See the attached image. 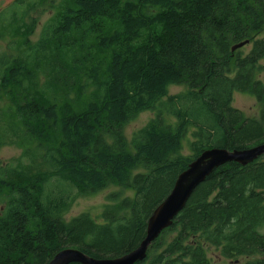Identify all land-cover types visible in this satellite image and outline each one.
Wrapping results in <instances>:
<instances>
[{
  "label": "trees",
  "instance_id": "16d2710c",
  "mask_svg": "<svg viewBox=\"0 0 264 264\" xmlns=\"http://www.w3.org/2000/svg\"><path fill=\"white\" fill-rule=\"evenodd\" d=\"M35 2L15 0L0 15V38L24 40L18 55L0 52L12 100L0 148H24L0 167V264H49L66 248L131 253L202 152L264 144V0H60L32 44L37 22L25 18ZM247 40L248 53L232 50ZM173 85L185 90L171 94ZM236 91L257 96L258 117L232 105ZM147 111L154 117L129 139L126 126ZM112 184L134 197L116 193L117 204L65 220L75 191ZM211 248L264 264V155L217 167L136 264H213Z\"/></svg>",
  "mask_w": 264,
  "mask_h": 264
},
{
  "label": "rangeland",
  "instance_id": "374dc122",
  "mask_svg": "<svg viewBox=\"0 0 264 264\" xmlns=\"http://www.w3.org/2000/svg\"><path fill=\"white\" fill-rule=\"evenodd\" d=\"M14 1L15 0H0V15ZM59 1L60 0H36L34 4L36 7L28 12L27 18H25V25L31 24V19H35L37 22L34 33L29 36L32 44L36 43L41 38L43 28L51 19L52 15H54L57 11ZM2 24L3 23L0 19V28ZM251 45L252 44L245 45L241 50L244 53H248L251 49ZM23 47L24 40L20 34H16L15 36L5 34V36L0 38V52L5 50L13 55H18L19 51ZM259 66H261V70L258 72V78L264 84V60L260 61ZM6 90L7 89L0 86V113L9 109L12 105L10 94ZM184 90L185 87L183 85H173L170 87L169 91L171 94H178ZM232 100V105L240 109L245 117L259 116L261 104L255 94L236 91L233 94ZM153 117L154 113L152 111H147L142 113L136 120L129 123L125 128L127 137L130 139L134 132L147 124ZM192 140H194L192 136H189V139L186 138L184 140L182 150V154L184 156L193 155V151L190 146ZM23 152L24 148L18 144L3 145L0 148V167L17 160ZM120 192L122 193V197L132 198L135 195V190L133 188H123L117 184H112L103 191L94 194H77L75 191V195L71 198L69 205L62 212L63 217L66 221H69L82 213L97 214L103 211L106 206L117 204L114 194ZM208 255L211 257L213 264H237L241 262L245 263L247 260L245 257L237 260L224 258L215 248H211Z\"/></svg>",
  "mask_w": 264,
  "mask_h": 264
},
{
  "label": "water",
  "instance_id": "95a60500",
  "mask_svg": "<svg viewBox=\"0 0 264 264\" xmlns=\"http://www.w3.org/2000/svg\"><path fill=\"white\" fill-rule=\"evenodd\" d=\"M249 41H243L233 46L235 51ZM264 155V144L247 149L228 150L214 147L202 152L193 160L188 168L178 177L170 195L154 210L148 221L147 236L141 245L131 253L114 259H98L75 248L61 250L49 264H136L146 258L151 244L160 234L172 225L175 217L184 209L194 190L219 166L228 162H238L248 165Z\"/></svg>",
  "mask_w": 264,
  "mask_h": 264
},
{
  "label": "bare ground",
  "instance_id": "6f19581e",
  "mask_svg": "<svg viewBox=\"0 0 264 264\" xmlns=\"http://www.w3.org/2000/svg\"><path fill=\"white\" fill-rule=\"evenodd\" d=\"M247 45V44H246ZM244 47V46H243Z\"/></svg>",
  "mask_w": 264,
  "mask_h": 264
}]
</instances>
